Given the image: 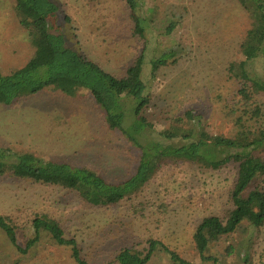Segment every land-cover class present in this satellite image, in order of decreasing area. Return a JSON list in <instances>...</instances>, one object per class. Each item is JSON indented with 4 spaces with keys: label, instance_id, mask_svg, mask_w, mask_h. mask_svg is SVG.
Masks as SVG:
<instances>
[{
    "label": "rangeland",
    "instance_id": "obj_1",
    "mask_svg": "<svg viewBox=\"0 0 264 264\" xmlns=\"http://www.w3.org/2000/svg\"><path fill=\"white\" fill-rule=\"evenodd\" d=\"M62 19L66 44L78 49L116 77H122L142 49L132 35L133 24L124 0H52ZM156 4L158 30L151 43L154 55L174 50L176 61L144 80L150 96L143 110L150 126L163 130L171 119L193 110L205 119V134L231 133L225 117L233 105L236 84L225 67L237 57L238 43L248 26L234 0H150ZM13 0H0V72L21 67L33 46L13 11ZM165 27L173 23L170 33ZM162 23V22H161ZM151 53V54H153ZM121 98L124 108L130 107ZM0 146L31 151L44 158L95 170L110 181L136 171L140 151L118 130L110 129L94 99L85 91L74 96L45 88L12 105L0 104ZM234 168L206 171L183 162L167 161L142 189L116 204L92 206L76 193L29 179L0 177V215L14 225L23 247L33 237L30 221L36 214L56 220L70 245H58L43 232L26 253L18 252L0 230V264H108L125 246L142 249L148 238L161 239L189 260L195 256L191 233L203 216L229 208L227 192ZM251 229L249 234L251 235ZM238 257L228 262L240 264ZM253 260L264 263V226L253 237ZM147 264H171L166 252L156 251Z\"/></svg>",
    "mask_w": 264,
    "mask_h": 264
},
{
    "label": "trees",
    "instance_id": "obj_2",
    "mask_svg": "<svg viewBox=\"0 0 264 264\" xmlns=\"http://www.w3.org/2000/svg\"><path fill=\"white\" fill-rule=\"evenodd\" d=\"M13 11L33 46L30 58L19 68L0 72V104L12 105L45 88L74 96L85 91L92 96L104 116L105 124L118 130L140 151L136 171L123 180L110 181L85 166L44 158L31 151L0 146V177L29 179L58 186L76 193L92 206H109L136 194L165 162H183L206 171L234 168L233 181L227 192L229 208L219 215L203 216L190 242L194 257L189 260L171 250L161 239L148 238L142 249L121 247L108 264H147L156 251L167 253L171 264H264L253 260V237L264 226V0H234L248 19L237 48V57L225 67L227 79L236 84L234 103L226 106L225 117L232 123L228 135L205 134V119L193 110L171 119L168 127L156 130L143 115L150 96L144 80L148 74L175 62V51L154 55L151 43L158 30L156 4L150 0H124L133 24L132 35L142 41V49L122 77H116L78 49L70 48L61 30L59 7L52 0H13ZM162 22V23H161ZM170 33L173 23L165 27ZM153 53V54H151ZM130 107L124 108L121 98ZM33 237L22 247L15 225L0 215V230L20 253H26L41 233L54 243L70 245L80 256L74 239H67L59 223L45 214L30 221ZM251 229V235L249 234Z\"/></svg>",
    "mask_w": 264,
    "mask_h": 264
}]
</instances>
